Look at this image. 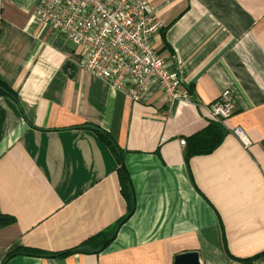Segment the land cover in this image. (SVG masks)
<instances>
[{"label": "crops", "instance_id": "crops-1", "mask_svg": "<svg viewBox=\"0 0 264 264\" xmlns=\"http://www.w3.org/2000/svg\"><path fill=\"white\" fill-rule=\"evenodd\" d=\"M160 29L154 47L195 100L166 103L156 85L136 101L85 73L77 47L34 17L36 0H2L0 264H244L264 253V0H146ZM76 65V66H75ZM230 90L228 134L210 155L185 163L187 140ZM83 125L114 140L130 179L131 213L99 253H48L88 242L125 218L118 163ZM239 127L248 148L233 137Z\"/></svg>", "mask_w": 264, "mask_h": 264}, {"label": "built area", "instance_id": "built-area-1", "mask_svg": "<svg viewBox=\"0 0 264 264\" xmlns=\"http://www.w3.org/2000/svg\"><path fill=\"white\" fill-rule=\"evenodd\" d=\"M33 13L43 26L59 31L77 47L76 64L85 73L126 92L132 101L153 85L166 103L189 98L154 47L160 26L146 0H36ZM209 109L213 121L229 118L234 112L230 90L222 91ZM232 133L244 147L249 145L240 128ZM250 264H264V256Z\"/></svg>", "mask_w": 264, "mask_h": 264}, {"label": "trees", "instance_id": "trees-1", "mask_svg": "<svg viewBox=\"0 0 264 264\" xmlns=\"http://www.w3.org/2000/svg\"><path fill=\"white\" fill-rule=\"evenodd\" d=\"M190 101H194V95L191 86L186 87ZM0 96H8L14 99L15 94L11 87L4 81L0 79ZM223 121H211L209 124L201 131L193 134L186 140L184 160L188 164V161L193 156H206L212 154L222 143L228 131L224 128ZM78 128L91 130L102 143H104L115 155L118 163H120V168L118 169V178L120 183L121 194L128 201V213L125 218H122L114 226L97 234L95 237L90 239L88 242L82 245L57 253H48L41 250H34L29 248L15 249L6 254L4 261L12 257L22 255L37 258H66L74 254H88V253H99L115 238L118 227L125 221L131 213L129 208V199H131V186L130 179L127 175L125 169L121 166V153L119 152L114 140L106 132L101 131L95 126L83 125ZM14 220L6 215L0 214V229L12 224ZM264 256V253L261 255ZM251 260V259H250ZM250 260H246L244 264H250Z\"/></svg>", "mask_w": 264, "mask_h": 264}, {"label": "water", "instance_id": "water-1", "mask_svg": "<svg viewBox=\"0 0 264 264\" xmlns=\"http://www.w3.org/2000/svg\"><path fill=\"white\" fill-rule=\"evenodd\" d=\"M174 264H200L196 252L184 253L174 258Z\"/></svg>", "mask_w": 264, "mask_h": 264}, {"label": "bare ground", "instance_id": "bare-ground-1", "mask_svg": "<svg viewBox=\"0 0 264 264\" xmlns=\"http://www.w3.org/2000/svg\"><path fill=\"white\" fill-rule=\"evenodd\" d=\"M101 81H102V80H101ZM103 82H104V81H103ZM105 83H106V82H105ZM106 84H107V83H106ZM107 85H108V84H107ZM108 86H109V85H108ZM109 88H110V86H109ZM111 89H112V88H111ZM112 90H113V89H112ZM114 91H115V90H114ZM117 92H119V91H117ZM236 128H239V127H236ZM234 129H235V128H234ZM234 129H233V130H234ZM240 129H241V128H240ZM233 130H232V131H233ZM232 131H231V134L233 135ZM242 132H243V131H242ZM243 134H244V133H243ZM244 135H245V134H244ZM245 136H246V135H245ZM233 137L236 138L234 135H233ZM246 138H247V136H246ZM247 139H248V138H247ZM181 140H184V142H185V144H186V140H185L184 138H182V139L179 140V145H180V141H181ZM236 140H238V139L236 138ZM248 141H249V140H248ZM238 142L242 145V143H241L239 140H238ZM249 142H250V141H249ZM185 144H184V145H185ZM184 145H180V146H184ZM249 145H250V143H249ZM249 145H248V146H249ZM248 146H247V147H244V146L242 145V147H244V148H248Z\"/></svg>", "mask_w": 264, "mask_h": 264}, {"label": "rangeland", "instance_id": "rangeland-1", "mask_svg": "<svg viewBox=\"0 0 264 264\" xmlns=\"http://www.w3.org/2000/svg\"><path fill=\"white\" fill-rule=\"evenodd\" d=\"M75 66H76V65H75ZM261 255H262V254H260L259 256H257V257H255V258L251 259L250 261L259 258Z\"/></svg>", "mask_w": 264, "mask_h": 264}]
</instances>
